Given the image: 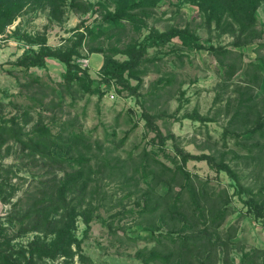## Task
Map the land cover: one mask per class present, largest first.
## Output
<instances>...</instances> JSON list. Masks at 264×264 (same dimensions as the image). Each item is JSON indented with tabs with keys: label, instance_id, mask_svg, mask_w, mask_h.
Masks as SVG:
<instances>
[{
	"label": "rangeland",
	"instance_id": "rangeland-1",
	"mask_svg": "<svg viewBox=\"0 0 264 264\" xmlns=\"http://www.w3.org/2000/svg\"><path fill=\"white\" fill-rule=\"evenodd\" d=\"M86 5L67 8L60 19L51 17L49 9L27 5L12 24L0 31V125L6 121L11 125L12 118L23 124L27 117L26 131L47 125L54 133L66 128L89 138L87 155L91 159L93 176L90 189L94 203L99 206L96 211L99 216L92 220L87 235L83 219L78 220L77 233L83 237L84 252L91 260L80 263L76 256V263L155 264L145 262L138 251L145 250L147 255L158 247L156 240L148 238L151 229L167 231L172 221L163 223L160 212L151 217L142 211L149 203L147 190L152 177L150 164L154 165L152 156L175 168L183 163L180 149L192 154H211L230 163L239 172L243 185L257 191L264 184V148L259 152L261 147L253 146V157L248 155L245 146L235 143L234 134L226 133L235 110L237 89L247 86L244 73L247 64L258 62L264 71V37L236 47L232 45L235 36L230 32L220 33L214 24L209 26L197 4L161 0L146 19L148 26L142 30L137 31L124 20L125 26L113 29L111 38L101 34L91 39L88 28L96 31L108 23L103 20L101 11L87 10ZM256 15L257 26L264 31V1ZM187 25L206 47L225 46L235 53L224 60L205 47L188 49L179 37H174L166 45L150 46L145 53L148 72L143 74L141 82L131 78L124 86L114 79L104 80L101 68L105 52H93L90 48L102 46L111 50L117 46L125 49L134 39L143 41L149 34V26L166 30L171 26ZM80 31L85 38L81 55H76L74 60L81 69L88 70L92 86L101 88L99 93L85 91L76 82L69 83L66 80L67 65L57 57H47L44 66L25 68L14 64L25 53L38 49V44L27 42L29 35L45 33L49 45L64 48L73 43ZM114 56L119 60L128 59L122 51H116ZM235 58L242 66L225 80L226 68ZM263 93L264 82L254 91L257 95ZM146 112L156 116L154 122L162 132L163 140L148 126L144 117ZM241 135L248 137L249 133L242 132ZM27 137L24 135L26 140ZM7 140L0 148V164L14 172L10 174L7 192L15 187L16 190L10 200H0V221L6 222L11 234H17L18 227L7 221L14 203L27 206L28 197H38L48 181L62 177L63 168L71 170V167L65 161L59 167L46 157L31 156L30 149H24L22 142L10 137ZM67 147L61 148L64 156ZM78 147L86 150L81 145ZM71 153L75 157L79 155L76 147ZM75 165L79 166V163L76 161ZM183 165L196 184L200 179L210 194H215L216 200L229 206V214L220 230L230 244L219 249L216 264H264V216L256 217L251 211L246 203L249 196L240 192L238 181L226 170L214 168L206 159H190ZM157 189L160 193L168 190L165 183ZM180 189L176 183L172 193L176 195ZM183 196L190 198L186 190ZM36 233L18 235L14 241L27 243ZM57 262L49 260L47 264Z\"/></svg>",
	"mask_w": 264,
	"mask_h": 264
},
{
	"label": "trees",
	"instance_id": "trees-1",
	"mask_svg": "<svg viewBox=\"0 0 264 264\" xmlns=\"http://www.w3.org/2000/svg\"><path fill=\"white\" fill-rule=\"evenodd\" d=\"M160 1L0 0V31H4L8 25L12 24L27 5H32L37 9H49L51 17L60 19L67 8H77V6L87 4V10L101 11L103 20L108 23V26H103L96 31L88 28L91 39L101 34L109 35L111 38L113 29L125 26L124 20L129 21L137 31L147 27L146 19L152 15L153 8ZM263 1L182 0V2L197 4L209 26L214 24L220 33H232L235 36L232 45L236 47L254 43L264 37V31L257 26L256 15ZM174 37H179L183 46L188 49L205 47L223 59L230 58L235 53L234 50L225 46L206 47L189 25L171 26L166 30L149 26V34L143 41L138 42L134 39L126 45L125 49L117 46L110 48L111 50L102 46H91L90 48L93 52H105V61L101 68L104 80L114 79L125 86L129 84L131 78L141 82L143 74L148 72L147 57H145L148 48L154 45H166ZM84 38L85 34L80 31L71 45L64 48H53L48 44V36L45 33L29 35L27 42L38 44V49L25 53L14 64L25 68L44 66L47 57H57L67 65L66 80L69 83L76 82L85 91L99 93L101 88L92 86L93 80L88 70L81 69L74 60L76 55H81L80 48ZM116 51H122L128 59L115 58ZM237 59L235 58L234 62L226 68L225 80L230 79L241 68L242 62H237ZM244 73L247 86H240L237 89V102L229 126L226 127V133L234 134L235 143L245 146L249 151L248 155L254 157L253 146L259 145L261 147L259 152H262L264 148V143L261 141L264 140V93L254 94V91L261 88L264 82V71L258 62L250 61ZM27 115L29 114L26 111L25 116ZM144 117L148 126H151L157 132L158 137L163 140L162 132L154 122L156 116L146 112ZM11 123L8 125L6 121V124L0 125V148L9 137L14 138L22 142L24 149L27 147L30 149L29 155L46 157L59 167L62 162H68L71 170L63 168L64 175L48 181L38 197H28L27 206L24 203L21 205L19 202L14 203L13 210L7 216V221L18 227L17 234H11L8 226L5 225L6 222L0 221V264H47L49 260L58 261L55 264H79L76 263V256L80 263H89L91 258L84 252L83 237H79L77 233L80 217L86 225L84 232L87 235L92 220L99 216L96 214L99 206L94 203L90 189L93 176L90 168L91 159L87 155L90 146L89 138L84 133L71 132L66 128L54 133L47 125L36 126L26 131L27 117L24 118L23 124L17 118H12ZM242 132L249 133V136L244 137L241 135ZM24 135L28 136L27 140ZM250 139L253 142H249ZM63 145L68 146L66 156H64ZM79 145L86 150L80 149ZM73 147L79 151L76 157L71 153ZM233 152L238 155L234 148ZM179 153L183 163L177 164L175 168L156 156L151 158L154 165L150 164L152 177L148 182L147 190L149 203L145 204L142 211L151 217L160 212L163 223H168V221L172 223L168 225L167 231L157 232L158 229H151L148 238L156 240L158 247L155 246L147 255L145 250H139L138 255L144 257L145 262L155 264H216L219 249L228 247L230 244V240L226 239L220 230L229 214V206L224 201L216 200L215 194H210L208 187L202 185L203 182L200 179H198L200 183L196 184L195 178L183 164L190 159H206L217 170H226L238 181L240 192H246L249 196L246 203L256 217L264 216V184L259 186L257 191L253 187L243 185L239 172L230 163L225 162V159H218L217 156L205 153L192 154L181 149ZM261 160L262 157L259 158V161ZM74 161H77L79 166H76ZM148 167L147 165L146 168ZM11 173H14L12 168H4L0 164V177H2L0 200L2 198L5 201L10 200L16 190V187L11 192H7L6 189ZM162 183H165L168 188L165 193H160L157 189ZM176 183L181 186V189L175 195L172 189ZM184 190L189 192V199L183 196ZM32 231L37 233L27 243L14 241L16 236ZM61 258L62 261H60Z\"/></svg>",
	"mask_w": 264,
	"mask_h": 264
}]
</instances>
